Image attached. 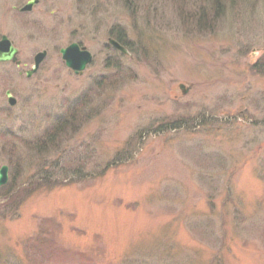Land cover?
I'll use <instances>...</instances> for the list:
<instances>
[{
  "label": "rangeland",
  "instance_id": "374dc122",
  "mask_svg": "<svg viewBox=\"0 0 264 264\" xmlns=\"http://www.w3.org/2000/svg\"><path fill=\"white\" fill-rule=\"evenodd\" d=\"M29 1L0 0V264H264V0Z\"/></svg>",
  "mask_w": 264,
  "mask_h": 264
},
{
  "label": "water",
  "instance_id": "95a60500",
  "mask_svg": "<svg viewBox=\"0 0 264 264\" xmlns=\"http://www.w3.org/2000/svg\"><path fill=\"white\" fill-rule=\"evenodd\" d=\"M38 3L37 0H30L20 12H31L33 7ZM114 46L117 49H120L124 53H128V51L122 47L119 43L113 42ZM19 50L13 45L11 40L7 36H3L0 40V63L13 62L18 66L20 62L17 61V55ZM62 55V59L65 61V64L68 68L74 71L75 74H82L86 67L92 63L93 56L92 54L86 50V48H80L78 44H72L66 49H62L60 51ZM47 56V52L38 53L35 57V62L32 70L27 72L28 77H30L34 72H36L45 57ZM7 97L9 99V103L11 105H15L16 100L13 98L11 93H7ZM8 167L4 166L0 169V187L4 186L8 183L9 175Z\"/></svg>",
  "mask_w": 264,
  "mask_h": 264
},
{
  "label": "trees",
  "instance_id": "16d2710c",
  "mask_svg": "<svg viewBox=\"0 0 264 264\" xmlns=\"http://www.w3.org/2000/svg\"><path fill=\"white\" fill-rule=\"evenodd\" d=\"M215 1H217V3H218L219 0H215ZM217 3H216V4H217ZM117 40L123 44V40H122V38L118 37ZM61 130H62V129H61ZM61 130L56 131L55 134H57V135L59 136V134H61ZM55 134H54V135H55ZM52 138H53V136L50 138V141H52V140L55 139L56 137H54L53 139H52ZM46 143H48V142H46ZM44 145L46 146V144H44Z\"/></svg>",
  "mask_w": 264,
  "mask_h": 264
}]
</instances>
